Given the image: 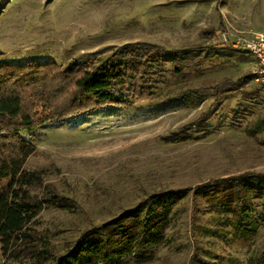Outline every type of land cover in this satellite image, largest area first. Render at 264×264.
Masks as SVG:
<instances>
[{
    "label": "rangeland",
    "instance_id": "rangeland-1",
    "mask_svg": "<svg viewBox=\"0 0 264 264\" xmlns=\"http://www.w3.org/2000/svg\"><path fill=\"white\" fill-rule=\"evenodd\" d=\"M224 32H264V0H0V64L68 66L134 42L158 46L165 60L153 96L21 132L36 146L23 168L44 180L34 193L49 188L76 204L36 217L54 251L151 194L190 188L154 258L128 264H264V200L247 198L258 225L243 230L230 210L194 194L213 179L264 180V81L257 59ZM225 80L238 89L214 95ZM19 262L0 254V264Z\"/></svg>",
    "mask_w": 264,
    "mask_h": 264
},
{
    "label": "trees",
    "instance_id": "trees-1",
    "mask_svg": "<svg viewBox=\"0 0 264 264\" xmlns=\"http://www.w3.org/2000/svg\"><path fill=\"white\" fill-rule=\"evenodd\" d=\"M175 70L182 73V65ZM165 72L162 50L147 42L127 43L104 59L68 66L36 59L0 64V254L20 260L17 264H128L154 258L175 206L190 188L151 194L83 231L65 252H56L33 224L44 206L74 210L76 204L49 188L41 197L34 193L44 180L41 171L23 168L36 146L21 132L32 133L49 122L108 106L131 107L153 96L154 85ZM239 84L225 80L212 89L218 96L235 91ZM194 194L230 210L243 230H255L258 224L247 198L264 200V180L243 173L199 184Z\"/></svg>",
    "mask_w": 264,
    "mask_h": 264
},
{
    "label": "built area",
    "instance_id": "built-area-1",
    "mask_svg": "<svg viewBox=\"0 0 264 264\" xmlns=\"http://www.w3.org/2000/svg\"><path fill=\"white\" fill-rule=\"evenodd\" d=\"M223 38L231 47L245 50L257 59L259 75L264 81V32H254L247 37H231L229 33L224 32Z\"/></svg>",
    "mask_w": 264,
    "mask_h": 264
}]
</instances>
